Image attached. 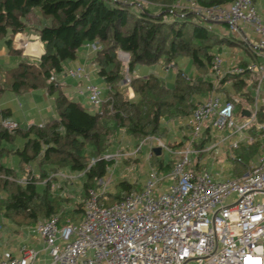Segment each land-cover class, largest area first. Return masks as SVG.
Here are the masks:
<instances>
[{
    "label": "trees",
    "instance_id": "obj_1",
    "mask_svg": "<svg viewBox=\"0 0 264 264\" xmlns=\"http://www.w3.org/2000/svg\"><path fill=\"white\" fill-rule=\"evenodd\" d=\"M147 1L150 4L145 7L134 1L120 4L110 0H0V44L5 43L11 52L20 53L12 47L13 38L31 25L45 47L39 61L23 58L10 71L9 87L16 93L44 87L54 97L57 111V117L43 126L8 129L0 122V215L19 223L27 220L29 224L58 216L63 224L67 217L78 222L84 213L83 204L71 211L65 209L66 201L53 196L47 186L39 188L34 177L18 182V170L4 162L5 156H18L21 171L27 166L39 168L42 180L50 172L80 175L85 172L84 201L89 190L96 189L105 176L110 162L103 156L119 132L125 130L141 140L148 136L163 137L168 132L166 117L190 116L197 99L212 90L209 72L214 57L212 49L221 40L231 43V39H220L203 23L190 20L191 13H175L171 17L170 10L177 0ZM199 2L210 7L230 0ZM152 4L159 10L158 14L152 12ZM133 6L138 9L135 16ZM94 42L101 44L93 61L106 85L102 112L84 107L66 96L60 83L51 81L53 73H62L65 63L77 58L81 47ZM119 50L129 55L133 99L121 91L126 67L118 58ZM184 56L197 67L198 75L194 79L185 77L179 69L175 84L170 87L155 73L145 77L135 75L139 65L162 62V66L176 67L177 60ZM8 114L10 109L3 110L4 117ZM19 138H23V145L18 146ZM45 166L48 168L44 169ZM172 167L173 163L167 164L166 169ZM118 188L117 194L106 195V204L121 200L125 193L141 190L124 181Z\"/></svg>",
    "mask_w": 264,
    "mask_h": 264
},
{
    "label": "built area",
    "instance_id": "obj_2",
    "mask_svg": "<svg viewBox=\"0 0 264 264\" xmlns=\"http://www.w3.org/2000/svg\"><path fill=\"white\" fill-rule=\"evenodd\" d=\"M110 1L120 4L134 1L145 7L150 4L147 0ZM170 13L171 17L175 13L196 15L208 30L214 24H227L228 34L238 37L236 42L247 45L255 56H264V20L252 0H230L210 7L201 5L199 0H177ZM245 29L253 30L258 39L253 40ZM88 45L96 51L101 48L99 42ZM125 56L129 62V55ZM222 63L221 56L214 55L212 71L218 78L223 75ZM245 71L264 75V63L255 60L230 73L238 75ZM63 72L89 80L84 66ZM51 80L59 84L55 73ZM123 82L130 86L132 78L128 73ZM78 93H87L91 105L100 109L105 103L103 89L97 84L79 87ZM235 110L234 102H222L213 95L197 104L190 119L193 140L201 136L210 121L220 130L249 128L252 119L238 123ZM3 125L8 129L18 126L7 120ZM258 128L264 132V123ZM154 141L157 147L176 157L169 172L160 174L151 168L141 190L125 193L121 200L110 205L105 203L107 182L102 178L83 201L81 221L61 224L59 217L54 216L37 223L36 230L51 257L49 264H264V153L243 175L217 181L208 170L197 172L190 168L189 146L173 150L156 136L146 137L141 145ZM238 147L239 143L234 142L232 148ZM136 149L134 154L141 150L140 144ZM127 155L119 151L105 154L103 159L117 161ZM233 158L241 161L234 155ZM166 180H172L173 184L159 191V185ZM36 258V251L25 247L21 257L5 252L0 264H33Z\"/></svg>",
    "mask_w": 264,
    "mask_h": 264
},
{
    "label": "crops",
    "instance_id": "obj_3",
    "mask_svg": "<svg viewBox=\"0 0 264 264\" xmlns=\"http://www.w3.org/2000/svg\"><path fill=\"white\" fill-rule=\"evenodd\" d=\"M255 5L258 9L259 14L262 16L264 20V0H255ZM227 24H214L212 25V29L210 30L220 39H224V37H228L231 39V43L226 40H221V42H227L228 45H240L241 42H236L238 37H233L228 34V29L226 28ZM207 28V25L204 24ZM246 34L252 37L253 40L258 39V35L251 30L245 29ZM89 44V43H88ZM88 44H85L87 47H84L78 51L77 58L75 60H71L65 63L64 70L67 68H76L79 66H84L87 71L89 72V79L91 76L92 71L98 72L97 65L93 61L94 54L96 50H93ZM13 49L19 51L20 53L11 52L10 49L6 46L5 43L0 44V100L3 99V95L6 92L12 91L9 87L11 82L10 71L17 67L22 59H26L29 62H37L40 60L42 54L45 51L44 43L41 41L40 35L37 31L33 29L31 25H29L25 31L17 33L13 38ZM223 46H219V43L213 48V50L217 49L219 51ZM82 50V51H81ZM214 51V55H220L223 59L222 65V76L221 78L216 77V75L212 71V61L209 65V72L212 76L213 88L211 91L206 92L205 95L197 99L196 104L203 102L209 96H219L222 102L232 101L235 103L236 110H235V117L238 123H242L245 119H252V124L249 128L239 131L236 129H216L212 126L211 121L206 124L204 127L202 134L199 138L193 140L192 137V128L190 125L191 115L184 117V118H174L169 119L165 118L164 123L167 128L171 127L170 130L163 137H158L165 145L171 147L173 150H180L184 149L189 146L191 149L190 157H191V164L190 168L194 171L200 172L203 170H208L213 177L217 181H226L221 180L220 177L224 175L225 171H223V166L226 165L230 167L232 172V177L229 179H233L239 177L246 173L250 168L255 166L258 163L259 157L264 153V132L261 131L258 127L260 124L264 123V75L258 72H250L245 71L242 74L234 75L231 74L230 71L236 67H246L252 61H259L264 63V56H255L250 49L247 47L241 49L237 52V54H233L235 57H238L236 61L225 57V53ZM227 53L228 50L226 49ZM245 54H244V53ZM226 55L228 56V54ZM127 54V53H126ZM138 67V66H137ZM135 71V75L139 76H147L145 74L146 67L145 65H139V69ZM166 69L175 68V77L176 72L179 70L178 65L174 67V65H169L165 67ZM63 70V71H64ZM181 70V69H180ZM185 77H192L193 79L197 77L198 70L195 66L196 76H189L181 70ZM129 72L128 67H126V74ZM129 74V73H128ZM56 78L61 85L62 91L65 93L66 96L80 102L83 105V102L86 103L83 105L84 107L88 108L93 112H101V109L91 105L89 102L87 93L80 94L78 93L79 87H85L86 84L90 83L87 80H80L77 78H73L70 76L64 75V72L56 74ZM238 83V84H237ZM170 87H173L175 82L169 81L167 83ZM98 85V84H97ZM127 85L121 86V91L126 92L127 97L129 99L135 98V91L130 86L128 89H124ZM4 89V90H1ZM24 95L29 96V98H36V95L40 96L39 93H43L44 97L51 96L48 90L44 87H40L37 89H30L28 91L22 92ZM17 93V94H22ZM28 98V99H29ZM107 95L105 91H103V99L106 100ZM0 104V122L4 121H12L17 123L19 127L21 126L13 117V113L10 110V114L3 116V110L9 108H3V105L6 102H2ZM57 117V111L55 115L51 119H45L43 121H39L37 124L29 122V124L24 126L27 128L31 125H39L43 126L52 119ZM122 137L121 140L118 139ZM166 137L168 142L166 141ZM249 139H252L250 141ZM144 140V139H142ZM139 138L131 136L122 130L117 134V136L112 141L110 148L105 152V154H115L119 151H125L128 157L125 158V162L132 161L131 164L137 163V160L134 159V151L136 147L139 145L137 141H142ZM234 142L239 143V147L237 149H233L232 145ZM20 144V143H19ZM157 147V142L154 141L149 143L148 150L149 155L147 159L149 160V171L146 173V180L148 179V174L151 168H155L160 174H166L168 169H166L167 164H171L175 160L174 157L166 159L164 156V150L161 149V153L159 155L156 154L154 149ZM153 152V156L150 158V154ZM104 154V155H105ZM9 154L4 157H9ZM173 155V154H172ZM233 155L240 158L241 161L233 160ZM110 165L107 167L106 174L103 177L104 181L107 182V191L110 185H113V178L115 169L118 166L117 161H109ZM114 162V163H113ZM6 163V162H5ZM115 164L116 167L111 172L112 164ZM7 164V163H6ZM9 166V164H7ZM127 165H130L127 163ZM161 165L163 168H161ZM221 167V171L218 172L213 171V167ZM11 167V166H10ZM21 165H19L18 172V182L26 177H34L36 178V184L39 188L49 187L51 193H53L57 189L64 188L69 193L68 187L70 184L73 183V180L80 177L85 176L83 174L77 173H69L65 171L59 172H50L49 176L44 180L41 179V171L37 167H30L27 166L24 170L21 171ZM13 168H15L13 166ZM48 168L47 166L44 169ZM166 169V170H165ZM42 170V169H41ZM27 171V172H26ZM26 172V173H25ZM143 173V172H142ZM141 173V174H142ZM30 174V175H29ZM121 177L124 182L130 183L128 180H125L124 176ZM133 179L136 176L133 175ZM227 179V180H229ZM83 181V182H84ZM120 181V182H122ZM119 182V183H120ZM131 184V183H130ZM145 184V183H144ZM143 184V186H144ZM137 185V182L132 184ZM136 188V186H134ZM142 187V186H141ZM109 193V192H108ZM78 197L79 195H83V189L77 192L76 194ZM74 197V195H72ZM108 199V197H107ZM79 201L72 199V201H68L64 203V208L71 211L75 206H79ZM84 218V213H82L81 221ZM40 220L36 223L29 224L27 220L21 221L19 223L17 221L8 220L9 226H1L0 225V257L5 252H10L15 257H21L23 255V248H28L36 251L37 258L33 264H49L51 262V257L49 255L48 250L44 245V241L42 237L36 230V225ZM71 221L70 217H67L63 224ZM78 221V222H79ZM61 222V221H60Z\"/></svg>",
    "mask_w": 264,
    "mask_h": 264
},
{
    "label": "rangeland",
    "instance_id": "obj_4",
    "mask_svg": "<svg viewBox=\"0 0 264 264\" xmlns=\"http://www.w3.org/2000/svg\"><path fill=\"white\" fill-rule=\"evenodd\" d=\"M150 8H151L153 13H155V14L159 13V10L156 8V6L154 4H152ZM132 11H133L132 14L135 16L136 13L138 12V9L136 8V6L132 7ZM189 19L193 20V21H199L202 23V21L199 19V17H197L196 15H193V14L190 15ZM226 28L227 29L229 28L228 25H226ZM220 45L223 47L219 51H217V49H215V50L212 49V52H214V51L223 52V53H225V57H228L234 61H236V59L238 57H235L233 54H235V53L237 54V52L240 50V48L243 49V48L247 47V45H244V43H240V45L230 46L225 41L220 42L219 46ZM84 47H87V46L84 45L80 49H82ZM226 49L228 50V53H227ZM226 53L228 54V56L226 55ZM125 54H124V52H121L119 50L118 51V58L122 62L123 67H128V60L125 59V57H126ZM177 61H178V68L179 69L184 70V72H186V74H188L189 76H196L195 75L196 74L195 64L193 63V61L190 58L184 56V57H181L180 59H178ZM161 63L162 62H160L159 64L145 65V67H146V70H145L146 73L145 74H149L150 72H152V73H155L156 75H158L166 83H169V81H173V83H174L175 82V71H176V69L175 68L166 69L165 67H167V65L162 66ZM137 69L140 70L139 66L137 67ZM51 81H53V80H51ZM87 82L98 84V86H100L103 89V91L106 92V85H105L104 79L97 72L92 71L90 79ZM124 87H125L124 89H128V87H130V86H124ZM124 93L127 96L126 92H124ZM39 94H40V96H38V94H37L36 98L32 99V98H29V96L24 95L23 93L17 94L16 92H13V91L6 92L5 94H2L3 99L0 100V104L2 105L3 104L2 102H6V104L3 105V108H9L11 110V112L13 113L14 119L21 126H23L22 128H24V126L25 125L27 126L30 121H31V123L37 124L40 120L43 121L45 119H51L55 115L56 108H55L54 97L48 96L46 98L43 96V93L42 94L39 93ZM85 104L86 103L83 102V105H85ZM170 128L171 127H169L168 129L170 130ZM167 138L168 137H166V141L168 142L169 139H167ZM121 139H122V137H119L118 142ZM17 142H18V144L20 143L18 146L23 145V142H24L23 138H19V140ZM137 142L141 146V150L139 152H135V154H133L134 157H136L134 159L137 160V163H135L133 165V164H131L132 161L125 162V158H123V156L118 158V166L115 169L114 178H113V185H110L107 192H109L111 194H117L118 193V191H119L118 185H119V182L123 180L121 178V177H123L122 176L123 174H125V176H124L125 180H128L131 184L135 183V181L137 182V185H134V186H136V189L139 190L143 187V184L145 183V180H146V173L149 171V165H150L149 160L147 159V157L149 155V153H148L149 152V150H148L149 142H145L142 145H141L142 141H137ZM180 150H182V149H180ZM172 154L173 153L169 152L167 149L164 150V156L166 159L174 157V154L173 155ZM5 162L7 164H9V166H11V167L14 166L15 169L19 170L20 161H19L18 156L10 155L9 157L5 158ZM127 163L130 165H127ZM111 166H112V168H111V172H112L113 169L116 167V165L112 164ZM221 167L222 166L213 167L214 168L213 171L214 172H218V170L221 171L222 170ZM223 171H225V173H224V175H222V177H220L221 180H227L233 176L229 165L228 166L226 165V167L223 166ZM133 175L136 176L135 179L132 178ZM28 178H30V177L28 176ZM30 179H32V178H30ZM43 180L45 182L48 179H46V180L43 179ZM83 181H84V177L83 178L78 177V178L73 180V183L70 184L68 187L69 193L71 195H69L67 190H65L64 188L55 190L52 193V195L56 196V197H62L66 202H68V201L71 202L72 199H74L76 201V199H77V201H79L80 204H83V201H82L83 195H79V197L76 195L77 192H79L80 190L83 189V183H84ZM172 184H173L172 180L163 181L162 184L159 185V191L160 190L161 191L167 190ZM72 195H74V197H72ZM8 220H9L8 217L3 216L2 214L0 215V225L1 226H4V227H5V225L9 226ZM189 264H196V263L193 262V263H189Z\"/></svg>",
    "mask_w": 264,
    "mask_h": 264
},
{
    "label": "water",
    "instance_id": "obj_5",
    "mask_svg": "<svg viewBox=\"0 0 264 264\" xmlns=\"http://www.w3.org/2000/svg\"><path fill=\"white\" fill-rule=\"evenodd\" d=\"M154 151L156 152L157 155H159L161 153V148L160 147H156L154 149Z\"/></svg>",
    "mask_w": 264,
    "mask_h": 264
}]
</instances>
